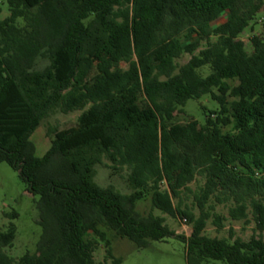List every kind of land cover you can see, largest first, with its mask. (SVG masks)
I'll return each mask as SVG.
<instances>
[{
    "label": "trees",
    "instance_id": "trees-1",
    "mask_svg": "<svg viewBox=\"0 0 264 264\" xmlns=\"http://www.w3.org/2000/svg\"><path fill=\"white\" fill-rule=\"evenodd\" d=\"M6 2L0 163L39 196L43 231L36 250L15 259L5 250L17 234L10 223L0 231V264H99V242L121 264L109 232L138 248L175 236L164 216L137 211L146 199L153 210L192 224L191 236L175 237L186 245L187 264H264V237L204 234L212 215L223 227L215 203L230 204L231 220L252 214L264 232V33L251 37L250 50L240 38L264 0ZM184 54L191 58L181 65ZM205 95L218 108L203 107L204 124H168L178 106ZM75 111H82L76 126L55 131L38 157L31 137L42 121ZM105 157L114 170L128 168L131 194L95 182ZM201 179L198 189L190 187Z\"/></svg>",
    "mask_w": 264,
    "mask_h": 264
},
{
    "label": "rangeland",
    "instance_id": "rangeland-1",
    "mask_svg": "<svg viewBox=\"0 0 264 264\" xmlns=\"http://www.w3.org/2000/svg\"><path fill=\"white\" fill-rule=\"evenodd\" d=\"M0 20L5 19L10 15L6 0H0ZM225 20L222 17L221 22ZM264 11L258 15L255 22L252 24V29H247L242 35L243 40L250 50V40L254 35H262L264 32ZM189 54H184L178 59L179 64H185L190 60ZM122 66L127 68V64ZM236 85L237 82H231ZM216 110L218 103L210 95H205L198 100L190 99L185 106H178L173 117L168 124L186 123L192 120H197L201 124L205 123V111ZM82 111H75L69 114L55 112L48 118L42 121L39 128L34 132L31 140L36 146V155L43 157L51 146V141L55 138V131H62L75 127L77 119ZM111 162L105 157L103 162L95 166V182L101 187L114 186L117 190L125 195L133 192L129 182L128 168L117 166V170L110 168ZM203 184V180L190 184L192 189H198ZM39 196L32 195L26 182H24L19 172L10 166L8 163H0V231H4L14 223L17 228L16 239L12 248H6V252L15 259H19L26 252H34L42 235V222L40 220L37 202ZM185 204L191 207L199 216V209L194 205V196L192 193L184 195ZM177 204V200H174ZM213 214L224 217L223 227H218L215 222V216L207 221L204 234L212 238H222L235 240L241 238L249 240L252 236L264 237V232L257 230L256 223L253 220L252 214L248 220H231L229 217L230 204L215 203ZM17 212L18 217L12 218L8 214ZM137 211L146 215L154 212L157 215H162L166 219V223L175 232V236L166 240L150 241L146 248H138L133 242L125 238L115 236L109 232L111 239V247L116 258H122L121 264H187L186 245L181 240L175 238L176 235L185 237L191 236L193 232L192 224L186 218H173L167 214H163L158 210H153L150 199L140 201L137 204ZM95 259L99 264H113L111 259L106 257V246L103 242L97 244L94 253ZM204 264H228L224 261H207Z\"/></svg>",
    "mask_w": 264,
    "mask_h": 264
}]
</instances>
